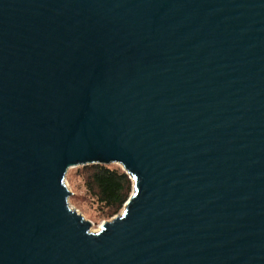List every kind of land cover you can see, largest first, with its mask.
Segmentation results:
<instances>
[{
	"label": "water",
	"instance_id": "water-1",
	"mask_svg": "<svg viewBox=\"0 0 264 264\" xmlns=\"http://www.w3.org/2000/svg\"><path fill=\"white\" fill-rule=\"evenodd\" d=\"M0 264H264V0H0Z\"/></svg>",
	"mask_w": 264,
	"mask_h": 264
},
{
	"label": "trees",
	"instance_id": "trees-1",
	"mask_svg": "<svg viewBox=\"0 0 264 264\" xmlns=\"http://www.w3.org/2000/svg\"><path fill=\"white\" fill-rule=\"evenodd\" d=\"M83 170L87 193L105 211L107 217L117 215L132 192L129 175L109 165H91L84 167Z\"/></svg>",
	"mask_w": 264,
	"mask_h": 264
},
{
	"label": "rangeland",
	"instance_id": "rangeland-1",
	"mask_svg": "<svg viewBox=\"0 0 264 264\" xmlns=\"http://www.w3.org/2000/svg\"><path fill=\"white\" fill-rule=\"evenodd\" d=\"M111 168H119L123 171V168L120 165L111 164ZM84 167H74L68 171L66 176V185L68 186L71 196L68 200L70 206L78 212L86 221H89L92 224L91 232H99L105 222L112 221L116 217L120 216L125 208L115 216L109 218L107 217L105 211H103L98 204L91 198L87 193V190L84 185ZM130 177V176H129ZM131 179V177H130ZM132 181V192H134V182ZM129 197V198H130Z\"/></svg>",
	"mask_w": 264,
	"mask_h": 264
},
{
	"label": "bare ground",
	"instance_id": "bare-ground-1",
	"mask_svg": "<svg viewBox=\"0 0 264 264\" xmlns=\"http://www.w3.org/2000/svg\"><path fill=\"white\" fill-rule=\"evenodd\" d=\"M94 233V232H93ZM97 233V232H96Z\"/></svg>",
	"mask_w": 264,
	"mask_h": 264
}]
</instances>
